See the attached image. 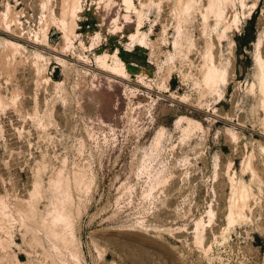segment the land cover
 I'll return each instance as SVG.
<instances>
[{"label": "rangeland", "instance_id": "1", "mask_svg": "<svg viewBox=\"0 0 264 264\" xmlns=\"http://www.w3.org/2000/svg\"><path fill=\"white\" fill-rule=\"evenodd\" d=\"M0 264H264V0H0Z\"/></svg>", "mask_w": 264, "mask_h": 264}, {"label": "bare ground", "instance_id": "2", "mask_svg": "<svg viewBox=\"0 0 264 264\" xmlns=\"http://www.w3.org/2000/svg\"><path fill=\"white\" fill-rule=\"evenodd\" d=\"M80 6V5H79ZM79 10V9H78ZM101 63H102V65H103V68L104 69H106V70H108V68H110L111 66L110 65H108V63L105 61V59H103V57H102V59H101ZM213 68V67H212ZM212 68L209 70V76H214L213 74H215V73H213L214 72V68H213V70H212ZM111 69H112V72L113 73H116V74H118V75H120V76H125V73H126V68H125V65H124V63H123V61L121 60V59H118V62L116 63V65L115 66H112L111 67ZM111 72V73H112ZM208 78H210V77H208ZM215 78V77H214ZM162 129V128H161ZM160 129V130H161ZM162 131V130H161ZM160 132V131H159ZM163 133V132H162ZM159 135H161V133L159 134ZM158 136V135H157ZM162 136V135H161ZM160 139V138H159ZM157 141H158V139H156ZM158 143H160V141L158 142Z\"/></svg>", "mask_w": 264, "mask_h": 264}]
</instances>
